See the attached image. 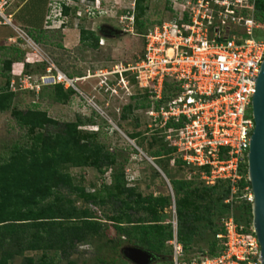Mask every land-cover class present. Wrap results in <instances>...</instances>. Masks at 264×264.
Here are the masks:
<instances>
[{"label": "built area", "instance_id": "obj_1", "mask_svg": "<svg viewBox=\"0 0 264 264\" xmlns=\"http://www.w3.org/2000/svg\"><path fill=\"white\" fill-rule=\"evenodd\" d=\"M13 1L0 0V18L6 22L2 24L10 23V17L3 14ZM172 2L179 8L176 19L161 21L143 35V54L133 63L90 70L73 78L53 67L39 85L27 74L13 79L12 91L16 85L20 90L61 85L79 91L77 84L82 82L95 83L100 91L118 96L121 89L129 91L131 81L149 100L145 109L149 132L174 149L187 172L185 179L196 177L208 187L227 181L230 190L225 204L242 200L252 205L250 183L241 168L247 165L254 129L253 115L247 116V109L264 60V40L256 36L260 28L256 0ZM135 3L125 15L118 12L117 1L109 10L101 0H53L49 4L53 15L46 17L45 28L55 24L64 28L72 17L78 22L105 17L134 33ZM243 181L249 185L242 187ZM90 208L100 215L96 207ZM171 225L170 264H262L252 224L238 223L232 211L221 220L223 232L216 235L221 249L214 256L199 253L186 260L176 223Z\"/></svg>", "mask_w": 264, "mask_h": 264}, {"label": "rangeland", "instance_id": "obj_2", "mask_svg": "<svg viewBox=\"0 0 264 264\" xmlns=\"http://www.w3.org/2000/svg\"><path fill=\"white\" fill-rule=\"evenodd\" d=\"M52 1L28 0L24 10L19 13V16L23 18V24H19L17 18L13 19L14 24H19L22 30L19 33L10 27L13 25L9 16L14 10L12 6L9 7L12 2L5 7L3 15L10 17V23L0 26V91L6 87L9 77V90L14 93V98L10 108L0 113V164L9 159L15 146L24 147L33 142L28 129L15 118L14 112L37 109L46 112L50 118L60 123L75 122L80 118L85 123L79 128L81 136L97 134V142L116 157L117 165L114 170L124 169L129 187H134L137 193L144 197L173 194L171 205L160 213V221L163 225L170 223L171 227L168 229L173 228L172 222L176 223L178 228L176 203L180 197H175L171 181L185 178L187 172L176 168L175 164L172 166L167 157L157 160L150 158V153L160 148L149 147V138L153 135L149 132L150 122L145 114L146 110L135 108L131 113L124 110L129 105L132 108L141 107L149 102L144 100V94L135 87L133 82L130 81L128 92L121 89L118 91V96L100 91L95 83L79 82L77 84L79 91L72 89L75 94L64 103L55 100L54 85L40 87L39 91L20 90L18 85L15 86V91H12L11 86L13 79L18 80L24 74L32 76L35 83L39 85L40 78L48 75L47 69L53 67L73 78L81 77L90 70L133 63L141 56L143 34L161 21L175 20L179 14L178 5L173 4L172 1L175 0H143V13L138 16L137 26L134 33H131L123 30L116 20L105 17L82 19L79 22L72 17L64 28L59 29L58 24H55V27L46 29L43 22L47 16L53 15L49 7ZM115 1L118 2V12L125 15L134 2V0H101L109 10L112 9ZM259 20L260 28L256 31V36L259 40H264V17ZM3 22L6 23L0 18V23ZM48 25L52 26L51 23ZM104 27L111 30L104 31ZM81 30L93 31L100 37L97 49L80 43ZM12 36H18L16 42L7 39ZM7 60L13 63L11 72L4 70V63ZM54 72L53 69L52 73ZM251 114L252 108L249 107L247 116ZM123 115L127 117L125 120L121 118ZM89 120L91 122H88ZM132 133H139L136 140L129 138ZM64 170L71 175L74 184L84 187L87 193L100 191L111 181L110 170L104 174L94 168L67 166ZM59 193L63 197L69 195L63 189ZM191 201L192 204L188 210L195 212L200 206H210L211 198L206 195L202 200L193 197ZM118 205V202L113 205L110 203L102 205L101 215L104 213L117 215ZM128 213L134 220L148 218L143 212ZM222 216L213 215V219L210 216L212 224L218 227L225 217ZM208 220L209 218L195 222L197 235L190 243L188 252L194 253L211 248L214 238ZM125 247L130 246L122 244L114 229L108 225L99 234L88 236L85 241L78 244L75 250L69 252V256L64 257L53 250L47 251L45 262L47 264H115L123 260L122 250ZM26 255H34L35 259H38L41 252L26 253ZM22 262V257H16L12 261L13 264H22Z\"/></svg>", "mask_w": 264, "mask_h": 264}, {"label": "trees", "instance_id": "obj_3", "mask_svg": "<svg viewBox=\"0 0 264 264\" xmlns=\"http://www.w3.org/2000/svg\"><path fill=\"white\" fill-rule=\"evenodd\" d=\"M142 2L136 0L135 3L136 26L138 16L143 13ZM263 17L264 0H256V22L259 23ZM106 28L104 31L111 30ZM99 40L100 37L93 31H80V43L89 48L97 49ZM12 65V61H5L4 70L11 72ZM9 85L8 77L6 87L0 91V113L10 108L14 98ZM54 90L55 100L61 103L67 102L75 94L72 89H64L61 85H56ZM143 98L147 100V95H143ZM135 108L146 109L147 104L134 108L129 105L124 110L131 113ZM13 114L28 129L33 142L24 147L15 146L9 159L0 164V264H13L16 257L23 258L22 264H47V251L69 256V252L88 236L99 234L108 225L114 229L122 244L149 251L158 264L171 263L172 251L168 242L172 239V228L168 229L171 226L163 225L160 221V213L171 205V195L144 197L134 187H129L124 169L114 170L116 157L97 142V134L81 136L79 128L85 123L80 118L75 122L60 123L37 109ZM121 118L125 120L127 117L123 115ZM138 136L139 133H132L129 138L136 140ZM148 144L149 147L160 148L150 153V158L157 160L167 157L170 162L175 159L176 168L184 170V164L175 157L174 149L162 139L151 136ZM67 166L94 168L101 174L110 170V184L100 191L87 193L84 187L74 184L71 175L64 170ZM241 172L247 176V165L241 168ZM247 184L243 181L241 186ZM171 185L175 197H180L176 203L177 239L184 248L186 260L199 253L214 256L220 251L216 235L223 230L221 223L218 227L212 224L213 215L227 216L232 211L238 223L246 227L252 224L251 204L242 200L232 205L224 203L230 190L227 181L219 180L208 187L195 177L192 180H173ZM62 189L68 192V197L59 193ZM206 195L211 198L210 206H200L195 212L188 210L193 197L202 200ZM117 202V215H101L102 205ZM90 206L96 207L100 215ZM128 212H143L148 218L134 220ZM207 218L214 238L211 248L188 252L190 243L197 235L195 222ZM38 252H41L38 259L34 255H26ZM115 264L130 263L123 258Z\"/></svg>", "mask_w": 264, "mask_h": 264}, {"label": "water", "instance_id": "obj_4", "mask_svg": "<svg viewBox=\"0 0 264 264\" xmlns=\"http://www.w3.org/2000/svg\"><path fill=\"white\" fill-rule=\"evenodd\" d=\"M254 129L247 154V177L253 194L252 226L260 245L261 263L264 264V60L256 80L252 97ZM123 258L132 264H154L155 256L138 247H125Z\"/></svg>", "mask_w": 264, "mask_h": 264}, {"label": "crops", "instance_id": "obj_5", "mask_svg": "<svg viewBox=\"0 0 264 264\" xmlns=\"http://www.w3.org/2000/svg\"><path fill=\"white\" fill-rule=\"evenodd\" d=\"M27 1H28V0H14V1L12 2V4L9 6V7L12 6L13 9H14V10L11 11L10 14H9V16L11 17L12 23H13V25H11L10 27H11L16 33L22 32V30H21L20 27H19V24H21V23L23 24V18L19 16V13H20L21 11H23L24 8L26 7V5H27ZM14 18H17V20L19 21V24H18V25L14 24V22H13V19H14ZM1 24H2V23H0V26H5V25H1ZM17 37H18V36H12V37H8L7 39L12 40V42H16ZM12 67H13V65H12Z\"/></svg>", "mask_w": 264, "mask_h": 264}]
</instances>
